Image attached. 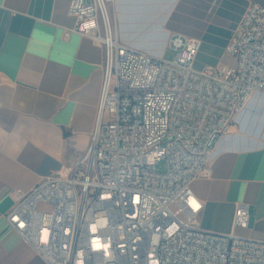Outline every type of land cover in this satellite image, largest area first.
I'll use <instances>...</instances> for the list:
<instances>
[{
  "label": "built area",
  "instance_id": "1",
  "mask_svg": "<svg viewBox=\"0 0 264 264\" xmlns=\"http://www.w3.org/2000/svg\"><path fill=\"white\" fill-rule=\"evenodd\" d=\"M115 0H71L74 31L101 45L104 80L87 154L16 191L10 225L47 264H264L238 205L229 234L199 227L193 183L219 142L264 93V6L246 9L226 48L235 65L195 68L201 41L174 35V60L123 43ZM166 163V171L157 165Z\"/></svg>",
  "mask_w": 264,
  "mask_h": 264
},
{
  "label": "crops",
  "instance_id": "2",
  "mask_svg": "<svg viewBox=\"0 0 264 264\" xmlns=\"http://www.w3.org/2000/svg\"><path fill=\"white\" fill-rule=\"evenodd\" d=\"M70 2L0 0V264H47L7 219L14 194L74 167L97 122L105 53L74 31ZM252 3L264 6V0H115L111 11L121 41L158 58L174 35L199 39L195 68L204 70L235 65L226 48ZM210 172L193 183L204 204L200 229L231 233L244 204L250 227L236 232L264 243V93L253 96L219 142Z\"/></svg>",
  "mask_w": 264,
  "mask_h": 264
},
{
  "label": "rangeland",
  "instance_id": "3",
  "mask_svg": "<svg viewBox=\"0 0 264 264\" xmlns=\"http://www.w3.org/2000/svg\"><path fill=\"white\" fill-rule=\"evenodd\" d=\"M166 52H167V53H166L165 58H164L165 60H168V61H170V60H174V59L176 58V56H177V52L171 47L170 44H169L168 49H167ZM225 62H227V63L230 64V65H233V63H234V61H233L231 58L226 59ZM224 64H226V63H223L221 66H225ZM157 170H158L159 172H165V171H166V163H165L164 160L161 161V162L157 165ZM237 234H238V235H242V234H240L239 232H237Z\"/></svg>",
  "mask_w": 264,
  "mask_h": 264
}]
</instances>
